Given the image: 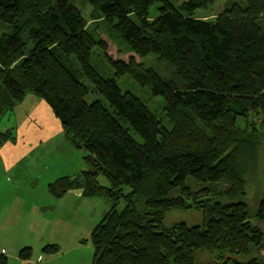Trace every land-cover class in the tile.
<instances>
[{"label":"trees","instance_id":"trees-1","mask_svg":"<svg viewBox=\"0 0 264 264\" xmlns=\"http://www.w3.org/2000/svg\"><path fill=\"white\" fill-rule=\"evenodd\" d=\"M85 1L137 56L149 58L146 64L133 56L107 59L116 77L163 99L173 115L166 137L148 151L160 120L114 76L105 79L77 56L69 38L97 44L79 0H0V24L13 26L0 30V125L33 95L83 153L90 169L56 180L50 191L109 201L93 233L92 264H200L203 254L207 264H241V258L263 264L252 255L264 249V198L254 216L240 199L246 184L239 167L258 148L248 139L249 113L264 115V0H231L213 21L193 17L213 0ZM156 4L166 11L150 20ZM45 49L48 59L25 63L27 52ZM73 61L141 141L126 140L102 108L86 101L88 87L70 68ZM15 128L0 130V146ZM173 212L199 221L170 222ZM31 256V248L20 251L22 259Z\"/></svg>","mask_w":264,"mask_h":264},{"label":"rangeland","instance_id":"rangeland-1","mask_svg":"<svg viewBox=\"0 0 264 264\" xmlns=\"http://www.w3.org/2000/svg\"><path fill=\"white\" fill-rule=\"evenodd\" d=\"M230 5L231 0H213L211 5L194 11L193 17L213 21ZM77 7L85 19L90 36L98 44L95 47H89L80 39L69 38L77 51V56L83 60L84 65L89 66L105 79L114 76L123 92L134 93L160 120L158 131L147 143L149 151L166 137L171 128L173 115L167 112L163 99L153 96L147 87L135 83L129 77H116L107 59L126 61L133 56L138 62L146 64L149 58L137 56L116 32L113 23L107 21L85 0H79ZM165 11L166 9L160 4L152 6L149 14L150 20ZM11 27H13L11 24L5 27L0 24L1 31L4 28L11 30ZM50 52V49L36 53L27 52L25 63L28 65L31 59L44 61L49 58ZM68 64L88 87L89 93L86 101L102 108L126 140L141 141V138L128 124L114 117L108 102L82 73V65L75 61ZM34 100L35 97L29 94L15 112L2 120L0 130L21 125L24 118L23 112L26 110L28 112ZM38 102L34 101V105L36 106ZM35 106L34 110L41 111L40 105ZM48 111L53 113L50 109ZM15 114L18 117L22 115V118H16ZM15 118L19 120L14 123ZM54 118L53 113L52 119ZM45 120L48 124H52L46 117ZM55 120L56 127L49 137L41 133V131L46 132L45 123L39 119H30L36 124L28 126L27 131L32 134H27L30 137L35 136V144L39 143L34 150L35 156L32 161L24 160L15 169H10L0 180V260L6 258V261H3L4 264H92L95 253L93 233L104 214L109 210L110 203L103 196L84 197L79 191L66 193L62 197H57L50 191V185L56 180L67 176L75 178L82 171L90 169L89 164L83 158V153L70 144V137L66 135V132L60 131V129L63 130L61 124L57 118ZM248 122L250 125L248 126L250 134L248 139L252 144H257L258 148L250 163L239 167V173L246 184L245 194L240 199L246 203L255 216L259 202L264 198L263 113L261 111L250 112ZM25 123L30 124L28 120ZM41 134L44 137L39 138ZM10 142L11 139L3 146L11 145ZM1 170H5L3 162L0 164ZM99 183L102 186H109L108 180L102 175H99ZM181 219L189 223L199 221L195 214L173 212L170 215V222ZM253 221L255 224L259 222L255 217ZM260 226L264 229V222H261ZM25 248H31L32 256L29 260L20 257V251ZM53 248L56 251H53ZM252 256L258 257L264 264V249L254 250ZM209 258L208 254L200 255L198 263L207 264ZM246 261V258L240 260L241 264H245Z\"/></svg>","mask_w":264,"mask_h":264},{"label":"crops","instance_id":"crops-1","mask_svg":"<svg viewBox=\"0 0 264 264\" xmlns=\"http://www.w3.org/2000/svg\"><path fill=\"white\" fill-rule=\"evenodd\" d=\"M34 101L35 102L40 101V102H38V104L35 106ZM34 101H33V105H32L33 108L31 107L28 110V112H27V110L25 112H23L24 118H23L21 125H19L18 127H16L14 129L15 133L13 134V136L11 138V142L9 143L11 145L0 146V164L3 162L5 165V170L0 171V180H1V178H3L6 175V172H9L10 169H15L17 166L20 165V163L22 161H24V160L32 161L34 158V156H35L34 150H35V148H37L39 143L35 144V138H34L35 136L31 135L32 137H30L27 134V133L32 134V132L27 131L28 126H35V124H36V123L34 124L30 121L31 118L33 120L39 119L40 121H42L43 123L46 124V126H47V128L45 129L46 132L41 131V133H45L46 136L49 135V137H51L52 134H50V133H53L52 131L56 127V125H54L56 122V120H55L56 117L54 119H52L53 113L51 114L48 111L50 109L48 107V105L42 104V103H44V101L38 100V99L36 100V98ZM39 105H40L39 108L41 109V111L40 110H34L35 109L34 106L37 107ZM15 117L17 118L18 116H16V114H15ZM20 117H18V118L20 119ZM45 117L48 120H50L52 122V124H48L47 121L45 120ZM19 119H16L14 121V123L17 122ZM26 120H28L30 124L25 123ZM10 124H12V122H10ZM60 131H62V130L60 129ZM54 136L55 135L53 134V137ZM42 137H44L43 134H41V136H39V138H42Z\"/></svg>","mask_w":264,"mask_h":264}]
</instances>
